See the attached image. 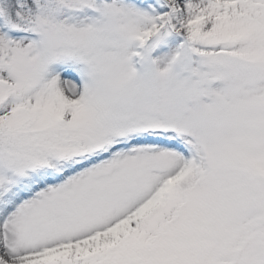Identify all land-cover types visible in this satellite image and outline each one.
<instances>
[{
	"label": "snow or ice",
	"instance_id": "1",
	"mask_svg": "<svg viewBox=\"0 0 264 264\" xmlns=\"http://www.w3.org/2000/svg\"><path fill=\"white\" fill-rule=\"evenodd\" d=\"M0 264H264V0H0Z\"/></svg>",
	"mask_w": 264,
	"mask_h": 264
}]
</instances>
